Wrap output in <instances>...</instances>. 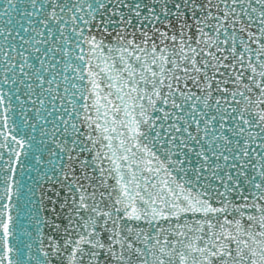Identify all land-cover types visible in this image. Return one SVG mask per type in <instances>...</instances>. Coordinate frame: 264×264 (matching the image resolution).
<instances>
[{"label": "snow or ice", "instance_id": "1", "mask_svg": "<svg viewBox=\"0 0 264 264\" xmlns=\"http://www.w3.org/2000/svg\"><path fill=\"white\" fill-rule=\"evenodd\" d=\"M0 264H264V0H0Z\"/></svg>", "mask_w": 264, "mask_h": 264}]
</instances>
